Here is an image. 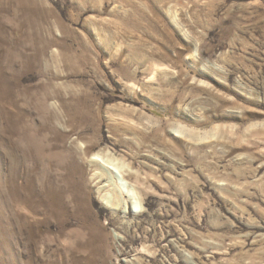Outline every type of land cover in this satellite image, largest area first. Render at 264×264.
<instances>
[{
  "label": "rangeland",
  "instance_id": "1",
  "mask_svg": "<svg viewBox=\"0 0 264 264\" xmlns=\"http://www.w3.org/2000/svg\"><path fill=\"white\" fill-rule=\"evenodd\" d=\"M0 264H264V0H0Z\"/></svg>",
  "mask_w": 264,
  "mask_h": 264
}]
</instances>
